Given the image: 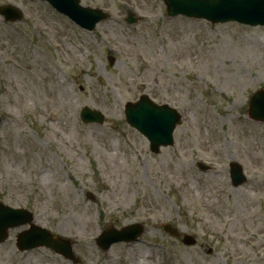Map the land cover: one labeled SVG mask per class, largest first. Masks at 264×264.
<instances>
[{"label":"rangeland","instance_id":"rangeland-1","mask_svg":"<svg viewBox=\"0 0 264 264\" xmlns=\"http://www.w3.org/2000/svg\"><path fill=\"white\" fill-rule=\"evenodd\" d=\"M80 1L110 17L87 31L46 2L0 0L24 14L0 17V201L68 240L76 264H264V121L247 115L264 88V25L170 17L163 0ZM143 94L181 113L158 153L123 115ZM84 106L102 123L82 122ZM130 224L137 241L96 245ZM25 228L9 229L0 264H74L19 249Z\"/></svg>","mask_w":264,"mask_h":264},{"label":"water","instance_id":"water-1","mask_svg":"<svg viewBox=\"0 0 264 264\" xmlns=\"http://www.w3.org/2000/svg\"><path fill=\"white\" fill-rule=\"evenodd\" d=\"M47 1L88 29H92L97 21L107 17V14L97 8L81 7L79 0ZM163 2L169 15L183 14L204 18L214 23L235 20L250 25L264 24V0H163ZM0 14L8 20L22 17L21 12L10 5L1 6ZM128 21L133 20L128 19ZM247 112L251 119L264 121V88L250 97ZM124 115L128 124L149 140L150 150L155 153L159 152L161 146L173 144V130L181 123V114L175 108L167 104L158 105L147 95H141L135 102H126ZM80 117L85 123L103 121L100 111L87 106L81 109ZM230 175L233 184H239L244 179L241 166L235 162L230 164ZM21 225H28V228L18 233L19 249L46 246L73 263H78V257L75 256L72 244L68 240L55 236L33 223V215L30 211L13 208L0 201V242L7 238L9 229ZM163 228L171 235H178L177 229L170 224H165ZM141 233L142 228L137 224H130L121 229L106 228L96 238V243L101 249L107 250L112 243L134 240ZM182 242L188 245L195 240L192 236L184 234Z\"/></svg>","mask_w":264,"mask_h":264},{"label":"bare ground","instance_id":"bare-ground-1","mask_svg":"<svg viewBox=\"0 0 264 264\" xmlns=\"http://www.w3.org/2000/svg\"><path fill=\"white\" fill-rule=\"evenodd\" d=\"M230 236H234V237H235V236H236V234H234V233H230Z\"/></svg>","mask_w":264,"mask_h":264}]
</instances>
